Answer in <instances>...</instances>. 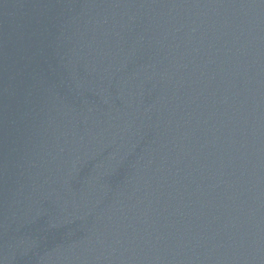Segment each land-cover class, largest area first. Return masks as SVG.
<instances>
[{
  "label": "water",
  "instance_id": "obj_1",
  "mask_svg": "<svg viewBox=\"0 0 264 264\" xmlns=\"http://www.w3.org/2000/svg\"><path fill=\"white\" fill-rule=\"evenodd\" d=\"M0 264H264V0H0Z\"/></svg>",
  "mask_w": 264,
  "mask_h": 264
}]
</instances>
